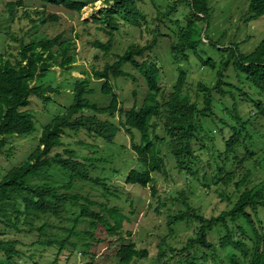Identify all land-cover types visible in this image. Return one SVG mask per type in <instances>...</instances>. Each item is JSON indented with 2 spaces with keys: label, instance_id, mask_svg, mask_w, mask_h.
Returning <instances> with one entry per match:
<instances>
[{
  "label": "trees",
  "instance_id": "1",
  "mask_svg": "<svg viewBox=\"0 0 264 264\" xmlns=\"http://www.w3.org/2000/svg\"><path fill=\"white\" fill-rule=\"evenodd\" d=\"M43 1L77 12H81L87 5L85 2L74 0ZM104 2L107 7L100 13V19H95L110 39L107 44L96 41L94 45L108 55L113 48L114 33L120 30L122 24L142 28L148 23V16L139 6V2L143 0ZM179 2L190 8L196 21L187 18L184 26L180 21H171L177 25L178 41L171 44V51L176 57L184 55L188 50L196 52L201 44L205 45L202 34L209 29L211 14L209 0ZM177 8L178 5L175 4L170 6L168 13L163 15L159 12L158 20L161 22L160 18L165 16L170 21V15ZM250 12L254 19L263 17L264 0H251ZM26 17L32 24L31 31L39 29L48 21L57 20L55 16L34 19L33 15L27 14ZM200 24L207 25L206 31ZM152 32L154 37L149 44L132 45L123 55L118 56L115 63H106L102 70L94 71L93 78L105 82L102 92L111 98L108 107L99 108L97 103L90 100L89 96L96 93L95 89L91 88L85 78L77 79L70 91L73 95L71 103L63 107L44 127L37 147L28 158L20 166L8 171L0 180V264H28L30 261L38 264L34 260V254L25 258L18 240L6 237L7 233L12 231L37 235L38 240L32 246H41L42 252L56 249V255L59 256L66 250L73 254L75 250L80 249L81 253L87 256L91 254L94 242H101L96 239L95 232L104 227L111 237L117 238L121 243L117 250L121 264H132L136 259L148 256L146 251L138 250L124 238L127 217L119 208H111L106 202L94 201L77 189L78 183L82 185L81 190L91 184L104 189V197L113 194L100 177H93L98 171L95 164L98 159L95 154L100 149L96 143L101 141L113 144L114 138L122 130L132 138L133 152L137 156L139 166L138 169L127 173L125 183L128 185L149 187L154 181L153 173L162 172L166 168V155L163 154L165 148L168 156L175 159L181 173L198 176L201 170L207 167L213 169L211 179L215 185L235 186L236 200L231 211L208 219L186 203L187 211L170 219L171 225L184 221H195L199 224L197 234L189 238L181 250V264H209L210 258L213 261L218 258L221 249L230 256L232 264H264V227L260 217L264 211V178L258 184L247 185L253 175V169L264 171V146L261 151L254 146V136L251 132L254 119L264 116V104L253 101L258 115L244 118L240 112L239 97H242L241 102H249L252 99L237 85L227 82L225 77L232 66L240 81L245 80L264 95V39L250 55H244L239 47L227 49L211 43L217 51L231 53L226 64L218 71L219 80L216 84L209 87L199 85L197 94L204 98L200 104L199 101L192 102L185 92L184 71L180 72L175 92L169 95L170 99H165L160 86L161 69L158 64L148 60L140 63L137 60L155 50L160 37L172 36L164 35L157 28ZM13 40L20 43L19 51L0 54L2 157L13 155V150L5 152V149L14 139L35 134L37 115L29 109L32 97L48 102L52 100L46 97V91L41 87L40 81L55 68L62 72L69 71L76 62L75 43L72 39H65L63 34L55 38L32 39L29 43L23 38L20 40L14 37ZM200 60L210 68H215L213 61L205 62L201 58ZM127 66L138 72L148 87V94L139 110L134 107L130 111H124L111 86L113 79L132 78L137 81L126 70ZM215 95L220 97L219 101H216ZM226 98L232 102L231 107L224 102ZM218 107L224 117L218 116ZM100 115L106 116V121H102ZM116 115L119 116V121H116ZM154 118L159 122L153 123ZM204 119H210L215 124L222 123L223 127L219 129V136L224 141L222 150L217 148L218 139L214 131L202 125ZM162 123L164 137H160L156 131ZM226 128L231 132L230 139L227 140L224 137ZM81 134H85L89 141L77 140L75 145L89 148L96 152L95 154L88 151V155H80L67 142L75 135ZM206 141L213 143L211 151L214 153L212 160L202 167V152L208 149ZM249 143L250 146L247 145ZM195 144H199V149H196ZM243 151L245 154L240 157V152ZM41 176H45L47 181L40 184L30 182L31 178ZM52 218L64 226L55 227L47 221ZM221 229H225L226 234L217 244L208 240L211 232ZM165 256L161 249L159 264H166L162 262Z\"/></svg>",
  "mask_w": 264,
  "mask_h": 264
},
{
  "label": "rangeland",
  "instance_id": "2",
  "mask_svg": "<svg viewBox=\"0 0 264 264\" xmlns=\"http://www.w3.org/2000/svg\"><path fill=\"white\" fill-rule=\"evenodd\" d=\"M74 1L85 2L87 5L81 12H77L51 5L43 0H0V54L19 51L20 43L14 41V37L20 40L23 38L26 43H29L32 39L55 38L63 34L65 39L74 41L76 49L74 67L65 72L55 68L40 81L41 87L46 91V97H50L52 100L48 102L32 97L29 109L36 112L37 115L35 134L31 137L14 139L6 147L5 152L13 150V155L11 157L0 156V180L8 171L20 166L28 158L37 147L44 127L53 120L63 107L71 103L73 95L70 94V91H72L77 79L85 78L89 81L91 88L95 89L96 93L89 96L90 100L97 103L99 108L108 107L111 98L102 92L105 82L94 79V71L102 70L106 63H115L118 56L123 55L132 45L146 46L149 44L154 37L152 31L155 28L164 35H172L171 38L160 37L158 47L137 60L140 63L148 60L158 64L161 69L160 86L165 99H170L169 95L175 92L180 72L184 71L186 74L185 92L190 96L192 102L199 101L200 104L203 103L204 98L197 94L199 85L208 87L215 85L219 80L218 71L226 64L231 53L230 51L223 53L217 51L212 44H219L220 48L227 49L239 47L244 55H250L264 39V16L257 19L252 18L251 0H209L211 8L209 29L202 34L205 45L201 44L196 52L188 50L184 55L181 54L176 57L171 51V44L173 41L174 43L178 41L177 25L171 21H180L183 26L186 24L187 18H192L191 20L195 22L196 19L191 15L190 8L180 3L179 0H143V2H139V6L145 10L148 23L142 28L122 24L120 30L114 33L112 51L106 55L104 51L97 49L94 43L96 41L106 44L109 42L110 37L101 30L100 24L95 19H100V13L107 7V4L104 0ZM175 4L178 5V8L170 15L172 20L169 21L163 16L160 18V20L162 19L160 22L158 13L161 12L163 15L168 13L170 6ZM27 14L33 15L34 19L41 16H55L57 20L48 21L39 29H32L31 31L32 24L26 20ZM200 25L204 26V31H206L207 25ZM7 54L6 56H8ZM200 58L205 62L213 61L215 68L203 64ZM177 60L179 61L177 62ZM126 70L137 81L132 78L113 79L111 86L118 95L120 107L124 111H130L134 107L139 110L148 94V87L145 85L142 76L132 67L127 66ZM233 70L231 66L225 74L226 81L237 85L252 99L249 102H241L242 97H239L242 116L248 119L258 115L253 101L264 104V95L251 87L245 80L240 81ZM219 98L215 95L216 101H219ZM224 102L228 107H231L232 102L229 98H226ZM216 109L220 110L219 107ZM218 116L224 117V114L221 112ZM100 118L102 121L107 119L104 115H100ZM254 120L255 123L251 131L254 136V146L261 151L264 146V116H259ZM116 121H119L118 115H116ZM116 121L114 122L116 123ZM156 122L159 121L154 118L153 123ZM202 123L205 128L214 131V135L218 139V141L216 140L217 148L222 150L224 141L219 136V129L223 127L222 123L215 124L210 119H204ZM163 129V123L159 128H156L160 137L165 136ZM226 129L225 140L230 139L231 136L229 128ZM77 140L89 141V139L85 134H81L75 135L74 138L67 141L80 155H88V151L93 152L89 148L75 145ZM138 140L139 137L137 136L136 141ZM96 144L100 149L97 150V153L93 152L96 153L95 157L98 159L95 163L98 171L93 177H100L102 182L109 186L113 194L104 197L105 190L91 184H87L81 190L82 185L78 183L77 189L82 191L84 196H88L94 201L106 202L111 208H119L127 217L124 226V238L129 244L135 245L138 250L148 253L147 257L136 259L132 264H159L161 249L166 255L162 260L163 263L181 264L179 262L181 250L186 246L189 238L197 234L199 228V224L195 221H184L171 225L170 219L172 217L180 216L187 211L186 203L208 219L219 217L222 213L231 211L234 205L236 200L234 185L230 187L222 186V184L215 185L211 179L213 169L207 167H204L198 176L189 175L185 172L181 173L177 168L175 159L168 156L165 148H163V154L166 155V168L162 172L153 173L154 181L151 185L147 188L128 185L125 183L127 173L132 169L139 168L137 156L133 152L131 136L122 130L114 138L113 144L101 141H97ZM206 145L208 149L202 152V167L212 160V153H214L211 151L213 143L206 141ZM247 145L250 146L251 144ZM195 146L196 149H199V144H195ZM244 154L245 151L240 152V157H243ZM250 168L252 169L253 166ZM263 178L264 171L262 169H253V175L247 185L258 184L263 181ZM46 181L45 176L30 179L31 183L38 184ZM78 190H74V192H78ZM260 217L264 227V211ZM47 221H50L55 227L64 226L63 223H59L54 218ZM225 234V229L214 230L209 235L208 240L217 244ZM95 236L101 242H94L93 248L90 250L91 254L87 256L82 254L80 249L75 250L73 254L66 250L59 256L56 255V249L42 252L41 246H32L38 240L37 235L19 234L12 231L8 232L6 237L18 240L21 243L19 248L24 253L25 258L34 254V260L38 264H121L117 257V250L121 243L118 242L117 238L111 237L104 227H100L95 232ZM28 264L34 263L30 261ZM209 264H232V262L230 256H227L221 249L218 258L215 261L210 258Z\"/></svg>",
  "mask_w": 264,
  "mask_h": 264
}]
</instances>
